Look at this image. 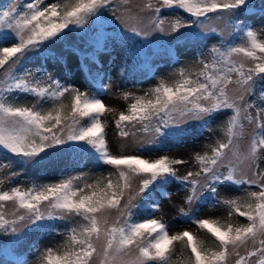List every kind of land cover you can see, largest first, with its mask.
I'll return each instance as SVG.
<instances>
[{
	"label": "snow or ice",
	"instance_id": "1",
	"mask_svg": "<svg viewBox=\"0 0 264 264\" xmlns=\"http://www.w3.org/2000/svg\"><path fill=\"white\" fill-rule=\"evenodd\" d=\"M120 2L127 5L130 0ZM112 3L53 0L42 6L41 0H29L0 9V151L15 157L0 162V170L14 163L22 168L37 167L62 152L75 153L81 160L115 170L92 183L82 173L69 174L55 182L33 181L27 189L17 185L3 190L4 180L0 179V234L19 241L29 232H54L56 221L78 217V221L65 226V240L59 248L44 249L41 264H94V260L98 264H173L175 242L183 246L182 252L188 251L182 264H230L233 256L234 264H264V170L260 168L264 161V40L239 18L237 11L264 15V6L257 10L250 0H144L139 10L150 15L143 26L139 21L132 24L127 17H117L132 35L146 40L154 32L168 34L173 37L170 44L174 42L177 47L202 43L211 35L223 40L225 30L230 37L243 41L213 44L208 59L195 61L199 67L179 68L172 82L160 79L145 95L135 96L127 113L120 112L115 120L120 137L135 135L127 126L138 125L137 131L150 137L148 145H159L170 138L180 139L192 121L208 126L217 115L230 111L223 125L225 139L209 145L210 153L194 154L198 171L179 176L174 166L186 163L182 159L113 155L106 139L107 125L101 120L113 109L107 108L98 94L89 95L63 84L43 65L35 71L25 67L34 57L63 60V54L53 47L57 41L65 40L73 28L84 31L85 36L90 31L92 51L79 47L72 51L82 58L81 67L99 84L102 73H93L88 64H99L98 54L107 50L110 38L102 31L103 13ZM165 10L175 13L167 27V18L161 15ZM213 13L216 15H209ZM209 20L223 21L224 29L218 32L215 27L209 28ZM100 87L105 88L102 84ZM29 95L37 98L36 103L29 106L19 102L20 96ZM130 95L125 93L124 99ZM66 96L70 98L68 103ZM249 96L260 103L247 100ZM44 103L51 107L45 109ZM245 122L254 128L246 149L241 151ZM242 163L251 171V177L240 168ZM21 174L11 172L9 176ZM136 178L138 191L122 204ZM174 180L189 193L184 201L189 211L180 208V214L210 234L215 248L191 231L170 235L162 220L149 218L160 210L156 193L168 196L165 188ZM253 187L258 190H251ZM234 188L243 189L245 195L217 199L221 190ZM137 197L141 198L139 203H133ZM209 198L226 205L230 218L236 215L247 222L196 219L191 206ZM8 203L14 208L10 217L5 213ZM140 213L143 219L133 218ZM241 248L246 249L243 255ZM0 254L12 257L11 264H28L17 257L15 247H0ZM252 258H256L254 262Z\"/></svg>",
	"mask_w": 264,
	"mask_h": 264
},
{
	"label": "trees",
	"instance_id": "2",
	"mask_svg": "<svg viewBox=\"0 0 264 264\" xmlns=\"http://www.w3.org/2000/svg\"><path fill=\"white\" fill-rule=\"evenodd\" d=\"M15 0H0V9H6L11 3ZM29 0H21L20 5L23 3H27ZM42 6L48 3L53 2V0H41ZM251 5H259L264 4V0H250ZM113 3L104 10L103 20L107 18V13L113 8ZM179 12V10H177ZM175 13H171L169 10H165L161 13L162 16L166 18H173ZM183 15L185 19H188L186 14L179 13ZM239 18L243 21H246L247 24L252 27L254 30L257 27H264V15L256 14V15H239ZM95 27V26H93ZM103 31H106V28L103 25ZM107 36V34H105ZM79 40L86 43L85 48L80 47L78 45L73 46L64 54V59L60 61L48 59L45 60L43 57L35 58L33 62L25 63V67L35 71V69L41 65L44 66L47 72L51 73L54 78L59 79L63 84L75 86L74 78L79 76L82 79V84L84 87V91L89 95L98 94L99 98L103 92L101 90V84L104 82L105 77L108 76L109 72L113 68H117V76L118 81L122 85V87L129 86H141L144 82L148 81L154 73L155 68L162 65H173L176 66L180 61H185L188 59L194 60V63L188 68L199 67V65L195 64V61L198 58L208 59V50L211 48L213 44H219L221 42H231L233 44L242 43L238 37H229L228 39L221 40L219 36L211 35L209 38L202 43H189L187 45L181 44V46L177 47L176 44L166 45L163 48L157 49V53L149 56L144 53L142 50L144 44L143 37H137L132 34H124L120 32H112V35L109 37V44L106 51H101L98 56L97 63H89L88 67L91 68L92 72L100 71L102 73V79L100 83H95L92 79V76L89 74L87 69L81 67V57L74 53L72 49L74 47H79L80 49H85L89 52L92 51L91 48H88V42H91V32L89 31V35L85 36V33L78 36ZM123 48H126L127 51H124ZM137 53H140L137 55ZM203 53V57L201 54ZM29 55H32L29 53ZM85 63H88L85 61ZM102 66V67H101ZM123 73V75H122ZM67 78V79H66ZM175 77L173 80H175ZM172 80V81H173ZM171 81V82H172ZM261 89L258 87L257 92ZM253 100H256L255 96H252ZM69 97H65V103L69 102ZM260 103L259 100H256ZM20 103L30 104L32 102L30 95L29 96H20ZM31 106V105H29ZM43 107L49 108L47 104H43ZM230 111L223 115H217L215 119L211 120L210 125L201 127V123L195 128L188 129L187 133H185L180 139H167L164 140L162 144L157 145L155 149L162 150L165 152L172 151L180 147L181 145H185L189 142H198L203 139H208L212 141L209 145H213L217 140L225 139L223 134V125L227 118V115H230ZM85 123L87 121H84ZM148 151L151 148L147 149ZM208 151V150H207ZM210 153V151H208ZM204 153V152H203ZM202 153V154H203ZM9 160H15V157L10 156V154L0 151V162H6ZM97 170H102L105 174L104 178L108 177L110 172H114L115 170L110 166L106 165H98L95 161L91 160H81L80 157L75 153L64 152L63 154L58 155L52 159H47L44 164L39 165L37 167H26L22 168L19 164H13L10 170L5 171L0 170V179L4 180L3 190H7L11 186H21L25 189L31 186L32 182L35 181L37 183H48L55 182L59 180L61 177L66 175H76V174H84L87 182L92 183L95 180L91 181L87 176V172H94ZM11 172H21L22 174L16 177H10L9 174ZM113 179L115 177L113 176ZM106 182V181H105ZM185 190V186H182L179 181H173L169 185L166 186L165 191L169 193L168 196H163L159 192L156 193L157 201L160 204V209L162 204L172 195L173 193H177L179 191ZM140 197L136 203H139ZM134 213H137L138 210L134 209ZM160 210L154 213L149 218L157 219ZM234 217L231 219H218L222 223H246V219L242 217H238L233 215ZM134 219H143L144 214L140 213L138 216L134 215ZM217 219V218H215ZM78 217H73L70 220L65 221H56V231L54 232H29L27 235L22 237V241L26 244L24 246V251L17 255V257H22L30 263V259L40 257L44 249L47 247L59 248L60 245L64 243L65 234H66V225L70 226L72 221H78ZM183 221V223H187L186 220H178ZM164 222V221H163ZM168 226V231L170 227L174 225L172 222H164ZM201 230V229H200ZM170 234V232H169ZM200 239L204 240L209 247L215 248L212 240L213 238L210 234L206 233L205 230H201V235L196 234ZM182 245L179 242H175L173 245V254L172 261L173 264H182L183 261H186L188 251L184 250L182 252ZM31 249V250H30ZM23 250V249H22ZM1 257L4 255L0 254ZM8 259V258H7ZM11 259L9 258V261ZM12 261V260H11ZM41 264V261L39 262Z\"/></svg>",
	"mask_w": 264,
	"mask_h": 264
},
{
	"label": "rangeland",
	"instance_id": "3",
	"mask_svg": "<svg viewBox=\"0 0 264 264\" xmlns=\"http://www.w3.org/2000/svg\"><path fill=\"white\" fill-rule=\"evenodd\" d=\"M21 0H15L13 3L16 5H20ZM144 0H130V3L127 5L121 4L120 0H114V6L113 8L107 13V18L103 20V25L106 28V31H103L104 34H107V36L112 35V32H120L124 34H131L126 30L125 25L121 22V19H118L117 17H127L129 18V23L135 24L139 21L141 26L143 24L147 23V16L150 15V13L147 12H140L139 5L143 4ZM264 4L255 5L254 7L259 10ZM113 9H117V11H113ZM238 14L243 16V12L240 10H237ZM210 16H215L216 14H209ZM139 18H144L140 20ZM171 18H167L165 27H167V21H170ZM209 28L215 27L217 31L219 32L221 29H224V23L223 21H217V20H209L207 21ZM195 29H182V31H194ZM255 30L258 32L259 38L264 40V27H257ZM67 31V30H66ZM83 33L82 30L72 29L71 32L68 33V36L63 41H57V43L53 46L54 49L57 52H60L64 54L71 49L73 46H80L85 48L86 43L79 40V35ZM230 36L228 35L227 30L224 32V39H228ZM91 41V40H90ZM170 41H173V37L168 34H161V33H152L146 40L144 39V44L142 47V50L145 54L152 56L153 54L157 53V49L163 48L166 45H170ZM91 42H88V45H90ZM171 44H175L174 42ZM90 47L88 46L89 49ZM124 51H127L126 48H123ZM194 63V60L191 58L185 61H180L176 66L173 65H162L157 68H155L153 76L146 82H144L141 86H129V87H122V85L118 81V72L117 68H113L107 77H105L104 82L102 85L105 86L100 99H102L103 103L107 106L109 109H113L111 112H106L103 116H101V120L107 125L106 127V139L108 142L109 151L113 155H140L146 159H155L158 158L161 155H168L170 158H177L182 159L186 161V163L175 165L174 167L177 169V175L183 176L186 175L189 171L196 172L199 170V166L193 159V156L195 153H203L205 151H210L209 144L212 143V141H209L208 139H203L202 141L198 142H189L185 145H181L175 150L172 151H162L155 149L157 148V145H148L147 141L150 139L149 136H145L143 133L138 132L137 128L139 127L137 125L136 128L132 127V125H128L127 129L135 133V135H129L128 137H120L117 132V128L115 125V120L118 118L120 112L127 113L128 111V105L133 102V98L135 96H143L146 92H148L149 89L153 88L157 85L160 79H165L168 82H171L175 76L173 75L174 72H176L179 68L185 67L188 68ZM67 79V78H66ZM75 87L79 88L81 91H84V87L82 84V79L79 76H76L74 78ZM130 93L131 95L127 100L124 99V94ZM32 102L29 104H34L37 101V98L34 96H31ZM247 100H253L252 96H249L246 98ZM257 104H259L258 101H256ZM48 106H51L50 103H45ZM252 114L255 115V109H252ZM201 122L199 121H192L187 126L188 129L195 128L198 126ZM254 128V125H248L247 122H245V134L244 137L240 140V149L241 151H244L248 145L249 140L251 139V132ZM151 148L150 151L147 149ZM62 153L53 154L49 159H52L54 157H57ZM240 168L242 170L248 171L247 166L245 163H242L240 165ZM260 168L264 170V161H261ZM5 171L10 170V168L5 167ZM87 177L93 181L100 178H104L105 174L102 170H97L94 172H87ZM249 177H251V171H248ZM195 178V177H193ZM139 189V178H136L132 182V188L128 193L125 195L124 201H122V204L127 201L128 195H135L136 192ZM251 190L256 191L257 188L253 187ZM188 191L182 190L177 193H173L170 195V197L162 204L160 212L157 216V219L162 220L164 222H172L174 225L170 227V235L175 234L182 231H191L195 234L201 235V230L198 228V226L195 223L189 222L186 218H184L180 214V208H184L185 211H189V205L186 204L185 198L188 195ZM245 195V192L243 189H233L232 191L225 192L223 190L220 191L219 196L217 199L220 198H236V197H243ZM139 197L136 198V200L133 201V203H136ZM191 208L195 211L196 219H231L228 215V207L226 205L222 204H216L212 199H208L206 201L201 200L200 202L194 203ZM14 211L13 205L11 203H8L5 208V213L11 215V213ZM116 216V213L112 214V219L114 220ZM181 220H186L187 223H183ZM23 227V226H20ZM26 244L21 240L17 241L14 237L0 234V247H15L16 249V255L20 254L24 251V246ZM251 247V244L248 245V248ZM23 249V250H22ZM240 253L243 255L246 253L245 248L240 249ZM8 257L0 256V264H11V260L7 259ZM126 259H131V257H127ZM236 257L233 256L230 260V264H234ZM253 262L256 258H252ZM40 257H35L30 259V263L32 264H39ZM94 264H98V260H94Z\"/></svg>",
	"mask_w": 264,
	"mask_h": 264
}]
</instances>
